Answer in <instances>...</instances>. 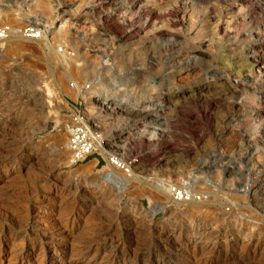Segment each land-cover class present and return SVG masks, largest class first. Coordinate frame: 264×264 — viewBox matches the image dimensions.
<instances>
[{
  "label": "rangeland",
  "instance_id": "1",
  "mask_svg": "<svg viewBox=\"0 0 264 264\" xmlns=\"http://www.w3.org/2000/svg\"><path fill=\"white\" fill-rule=\"evenodd\" d=\"M0 8L15 29L45 30L0 48V264H109L110 249L124 264H264V250L253 251L264 248V0H0ZM144 11L156 18L145 23ZM107 24L139 31L125 40ZM157 110L167 122H131ZM74 114L103 136L80 164L67 149ZM22 139L30 144L11 145ZM107 163L126 181L120 193L99 185ZM192 177L197 208L178 214L167 200L176 198L157 189ZM214 211L255 222L254 236L222 227ZM210 226L226 239L197 244ZM86 244L81 258L70 255Z\"/></svg>",
  "mask_w": 264,
  "mask_h": 264
},
{
  "label": "bare ground",
  "instance_id": "2",
  "mask_svg": "<svg viewBox=\"0 0 264 264\" xmlns=\"http://www.w3.org/2000/svg\"><path fill=\"white\" fill-rule=\"evenodd\" d=\"M35 5V4H34ZM143 10V9H142ZM6 11H5V9H2V8H0V13H5ZM90 13V12H89ZM92 13V12H91ZM136 13V12H135ZM78 14H81V13H78ZM94 14V13H93ZM92 14V15H93ZM110 14V13H109ZM112 14V13H111ZM127 14V13H126ZM142 14H143V17H144V20H145V23L146 22H149V21H151V19H155L156 18V16L155 15H152V14H150V13H146L145 11H144V13L142 12ZM104 15V14H103ZM116 15V14H115ZM72 17V16H71ZM75 17V16H74ZM73 17V18H74ZM81 17V16H80ZM123 17V16H122ZM125 17H127V15H125L124 16V18ZM140 18H141V16H139ZM114 18V16L113 15H104V20L106 21V20H109V19H113ZM116 18V17H115ZM76 19V18H75ZM115 20V19H114ZM120 20H121V18H120ZM123 20V19H122ZM126 20V19H125ZM103 21V20H102ZM117 21V20H116ZM115 21V22H116ZM127 21H129L128 19H127ZM104 22V21H103ZM112 22V21H111ZM125 22V21H124ZM124 22H123V27H124ZM133 22V21H132ZM119 24V23H118ZM148 24V23H147ZM150 24V23H149ZM101 25V24H100ZM104 25V24H103ZM113 25V24H112ZM116 25V24H115ZM120 25V24H119ZM131 25V24H130ZM37 26H39V24H37ZM107 26V29H108V31L110 32V31H112V33H113V31H115L116 30V32H117V28L119 29V35L122 37V38H124L125 40H129V39H131L132 38V36L135 34V33H137L139 30H137V29H129V30H127L126 29V31H124L123 30V28L121 27V26H115V30L114 29H112V28H109L108 27V24L106 25ZM148 26V25H147ZM216 26H217V24H216ZM101 26H99V28H100ZM105 28V27H104ZM149 28V27H148ZM101 30V29H100ZM157 30H159L158 32H161V31H163V29L162 28H158ZM44 29H43V36H44ZM107 31V32H108ZM135 36V35H134ZM159 38H166V42L168 43V44H173L174 42H176V38H175V36H174V34L173 33H164V34H162V33H159L158 35H157ZM14 38H18V37H11V38H8V39H6V40H4L3 42H1V46L3 47V49H2V51L3 50H6V49H9V46H10V44L11 43H14L15 41L14 40H12V39H14ZM20 39V38H19ZM104 39V38H103ZM21 42H27V43H30L31 42V40H19V41H16L15 42V44L14 45H17L18 43H21ZM17 43V44H16ZM153 46V45H152ZM97 52V51H96ZM172 53V52H171ZM1 55V54H0ZM166 59V58H165ZM169 59V58H168ZM255 63V62H254ZM253 64V63H252ZM37 98L38 96L37 95H35V96H33V98ZM40 100V97H38L35 101H39ZM108 110H110V109H108ZM150 111H152V109H149L148 110V112H150ZM105 112V111H104ZM157 115H155V116H139V117H137V118H135L133 121H131V122H135V123H140L144 118H155V117H163L164 118V123L165 122H167V119H165V115H166V113L162 110H157L156 112H155ZM114 115H115V113H114ZM113 114H112V116H114ZM109 116V115H108ZM167 118V117H166ZM111 119V118H110ZM133 119V118H132ZM155 123V121H151V123ZM156 124V123H155ZM162 125H163V123H162ZM118 129V131H119V133H118V135L115 137V138H121L122 137V135H121V132L124 130V129H122V128H120V127H118L117 128ZM68 130V129H67ZM69 132V130L67 131V133ZM12 141V140H11ZM30 144V140L29 139H22L20 142H17V141H12L11 142V145L12 146H17V147H25V146H28ZM102 149V148H101ZM100 149V150H101ZM100 150H99V152H100ZM110 161H112V162H110V163H114L115 165L114 166H116L117 168L120 166V164L118 163V162H116L115 160H114V158L113 159H111ZM110 163L108 164V167H109V171L107 172V173H105L104 175H102V176H100V178H99V182H100V184L99 185H101V184H105L108 188H111V187H114V189L116 190V191H118L119 193L121 192V190L125 187V183H126V181H121V180H119L118 179V177L116 176V174L113 172V169H112V166L110 165ZM120 168V167H119ZM232 171V170H231ZM54 172H56V171H53L52 173H54ZM195 181L197 182V179H195V178H189L188 180H187V182H189V183H192V184H190V185H188V184H186V186H179V188L180 189H169V188H167L166 189V187L165 188H163V189H161V186H160V189H161V192H160V190H158L157 189V192L158 193H160L162 196H165V198H166V194H168V192H170L171 193V196L172 195H176V201L173 199V200H170V199H168L167 198V200H169L172 204H173V206L175 207L174 209V211H176V213H178V214H182L184 211H193V209L195 210L197 207H196V205H197V203H195L193 200H191L192 199V197H190L192 194H190V193H192L191 192V188H193V184L195 183ZM263 182H264V178H263ZM202 183L204 184V185H208L209 184V187L211 186V184L210 183H207V181L205 182V181H202ZM203 184H202V186H203ZM196 187V186H195ZM264 187V186H263ZM262 187V188H263ZM260 188H261V186H260ZM194 189V188H193ZM260 190V189H259ZM100 191V190H99ZM181 191V192H180ZM185 191V192H184ZM173 192H175L176 194H172ZM97 193H99V192H97ZM169 193V194H170ZM260 193V192H259ZM261 193H263L262 191H261ZM100 195V194H99ZM261 195V194H260ZM178 196H181V199H182V201H179V198H178ZM188 197V199L187 198H184V197ZM262 197H263V195H262ZM184 198V199H183ZM208 198V197H207ZM92 199H95V198H93L92 197ZM180 199V200H181ZM263 202V201H262ZM208 203H209V201H208ZM172 206V207H173ZM262 206V205H261ZM214 207V206H213ZM261 208V207H260ZM213 210V209H212ZM211 210V211H212ZM221 210V209H220ZM258 210H259V208H258ZM261 210V209H260ZM264 210V209H263ZM262 210V211H263ZM261 211V212H262ZM216 211H214V213H215ZM227 212V211H226ZM226 212L225 213H219V212H217V216L218 217H216V218H219V217H221V223H225V225H222V227H227L228 225H229V223H232L233 224V227L234 226H236L237 227V229H236V232H237V234L238 235H240V236H247V235H245L246 234V232L248 233V231H250V230H252L251 232H249L250 233V235H253L252 233H253V231L257 228L255 225H254V223L255 222H253V223H251L250 221H243L242 219H240V218H237V217H232L230 214H226ZM264 212V211H263ZM185 213V212H184ZM211 216V215H210ZM213 220V219H212ZM216 221V220H215ZM218 221V220H217ZM214 222V221H213ZM220 223V222H219ZM220 223V224H221ZM219 224V225H220ZM211 225V224H210ZM231 225V224H230ZM216 226V225H215ZM232 226V225H231ZM214 227V226H213ZM213 227H207V228H205V230L202 232V237L201 236H198V237H196L197 239H198V243L197 244H201L202 243V241H204L203 240V237L204 238H206V236H208L209 238H211L210 236H214V238H225L226 237V235H225V231L224 232H220V230H222V227H217V228H213ZM230 227V226H229ZM235 227V228H236ZM203 229V228H202ZM232 229V228H231ZM71 228H69V229H66V230H64L65 231V233L67 234V235H69V233L71 232ZM235 230V229H234ZM259 230V229H258ZM201 231V230H200ZM201 233V232H200ZM174 234V233H173ZM255 234V233H254ZM262 234V233H261ZM256 235V234H255ZM173 236V235H172ZM248 236H249V234H248ZM254 236V235H253ZM260 236V235H259ZM252 237V236H251ZM196 238H193L194 240H195V242H196ZM240 238V237H239ZM247 238V237H246ZM253 238V237H252ZM189 239H191V238H189ZM226 239V238H225ZM249 239V238H248ZM94 240V239H93ZM92 239H91V242L93 241ZM97 240V239H96ZM208 240V239H207ZM241 240H242V238H241ZM247 240V239H246ZM89 242V241H88ZM90 242V243H91ZM207 242V241H206ZM243 242H244V240H243ZM204 243V242H203ZM207 244H208V242H207ZM224 244V243H223ZM245 244V243H244ZM242 242H241V245H239V246H242V248L243 247H245L246 246V244L244 245ZM259 246V245H258ZM247 247V246H246ZM89 248V246L86 244L85 246L84 245H82L81 246V248H77L76 250H71L69 253H70V255L71 256H73V255H75L76 257H79V258H81L83 255H84V253L87 251V249ZM204 248L205 249H207L206 248V245H203V246H201V247H199L198 248V251L200 252V251H202V250H204ZM209 248H210V246H209ZM212 248V247H211ZM210 248V249H211ZM258 249H260L261 251H263L264 250V248L263 247H260V248H257V247H254V252L255 251H258ZM32 249H30L29 248V251H31ZM197 251V250H196ZM247 251V250H246ZM199 252H197V253H199ZM32 253V252H31ZM30 252H28L27 254H31ZM210 253H211V251H210ZM262 253V252H261ZM260 253V254H261ZM108 254H109V264H124L125 262H124V260L121 262V263H119V262H117L116 261V253H115V251H112L111 249L109 250V252H108ZM209 257V256H208ZM78 258V259H79ZM127 261V260H126ZM238 263H243V262H245V261H247V259H246V257H240L239 259H237L236 260ZM54 262L55 261H50V264H54ZM135 264V263H134ZM255 264V263H254Z\"/></svg>",
  "mask_w": 264,
  "mask_h": 264
},
{
  "label": "built area",
  "instance_id": "3",
  "mask_svg": "<svg viewBox=\"0 0 264 264\" xmlns=\"http://www.w3.org/2000/svg\"><path fill=\"white\" fill-rule=\"evenodd\" d=\"M43 29L44 28L40 25L37 26V24L33 23H29L21 29H15L10 24L2 21L0 13V48L2 49L1 42L11 37H18L22 40L38 41L43 37ZM68 130L69 141L67 149L72 164L84 162L89 156L99 152L103 146V136L97 125L86 121L79 114L73 115ZM116 162H118L117 159ZM118 163L120 164V169L125 167V164L121 161ZM172 194L176 193L173 192ZM172 196L176 198V195ZM178 198L181 199V196H178Z\"/></svg>",
  "mask_w": 264,
  "mask_h": 264
}]
</instances>
